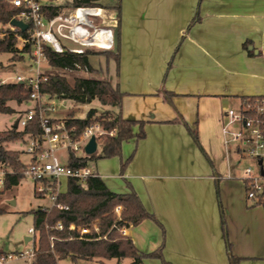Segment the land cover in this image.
Wrapping results in <instances>:
<instances>
[{
	"label": "crops",
	"instance_id": "1",
	"mask_svg": "<svg viewBox=\"0 0 264 264\" xmlns=\"http://www.w3.org/2000/svg\"><path fill=\"white\" fill-rule=\"evenodd\" d=\"M117 3L119 10L113 3L106 10L117 24L120 84L107 80L123 93L119 112L136 121L133 134L142 122L144 135L91 166L111 192H134L154 215L129 224L126 236L141 254L161 248L169 264H230V255L238 264H264V209L246 200L243 159L221 130L224 112L238 109L242 97L264 96V0ZM131 39L144 46L132 77L123 67ZM4 200L17 204L14 196ZM147 261L160 264L149 257L141 264Z\"/></svg>",
	"mask_w": 264,
	"mask_h": 264
},
{
	"label": "built area",
	"instance_id": "2",
	"mask_svg": "<svg viewBox=\"0 0 264 264\" xmlns=\"http://www.w3.org/2000/svg\"><path fill=\"white\" fill-rule=\"evenodd\" d=\"M11 6L18 9L15 19L25 23L26 37H18V47L25 43L30 45V54L35 69L29 75H16L11 82L21 83L24 90L20 93L27 104L23 114L18 116V130H23L28 124L35 122L39 133L27 132L23 139L26 142L25 154L28 161L23 163V176L31 178L34 193L37 197L47 198V205H40L39 210L49 213L52 209H68L58 201L62 191V179H66L67 187L70 179L84 183L89 177L97 174L91 166V154L85 152V146L91 137H95L96 151L104 135L114 134V130L104 129L98 122H92L81 130L70 123L73 115L67 114L61 118L47 115L54 111L51 99L57 97L42 90L49 76L41 71L42 62H47L45 48L55 52L83 54L86 51H113L115 47L114 33L117 24L113 23L105 8L94 2L89 5L78 4L80 0H9ZM9 25V24H8ZM11 29H18L11 27ZM75 45L74 47L68 44ZM48 63V62H47ZM78 70L87 68L76 65ZM6 82V81H3ZM65 106H61L64 109ZM85 118V117H84ZM81 119V118H79ZM222 134L225 142L231 143L241 159L248 157L253 164L243 169L241 177L245 189V198L255 204L264 195V96L241 101L238 109H227L224 112ZM64 152L61 160L59 153ZM75 162L76 165H71ZM5 163L0 162V191L4 187V176L11 173ZM122 206L113 208L114 222L108 231L102 233L96 222L83 225L71 223L68 229L75 230L77 238L87 241L106 240L109 230L115 229L119 235L126 236L128 225L121 219ZM53 228L45 223V229ZM54 228L61 230L63 224L57 222ZM29 231L34 234V228ZM52 239L50 249L53 251ZM32 250L18 255L0 252V264H6L13 257L34 255Z\"/></svg>",
	"mask_w": 264,
	"mask_h": 264
},
{
	"label": "trees",
	"instance_id": "3",
	"mask_svg": "<svg viewBox=\"0 0 264 264\" xmlns=\"http://www.w3.org/2000/svg\"><path fill=\"white\" fill-rule=\"evenodd\" d=\"M100 0H80L78 4L89 5ZM119 10V4L113 6ZM18 9L11 6L9 0H0V52L12 54L29 53L30 45L25 43L23 47L17 46L18 37H26V31L20 29H11L9 21L15 17ZM7 26V27H5ZM99 51H86L83 54L63 52L58 53L46 47L45 54L48 64L56 69L76 70V65L87 68L88 72L94 71L89 62V55ZM102 51H100L101 53ZM108 57L118 60V54L112 51H103ZM48 81L43 84L42 90L55 94L57 97L66 98L76 103L86 105L94 100L100 104L117 108V113L107 112L97 115L95 109L91 108L86 112L85 118H73L70 123L74 124L78 130L83 129L92 122H98L104 129L114 130V134L104 135L101 138V150L97 154H91L89 159L96 160L100 158H109L120 154L121 143L134 136L141 138L144 135L143 123L140 122V130L134 135L132 126L136 123L134 120L124 119L119 110L121 108L123 93L117 86H112L106 79L80 77L74 78L70 83L63 77L48 75ZM24 90L21 83L11 81L0 82V113L12 114L14 109L8 105L9 101H15L20 104L24 97L20 93ZM252 96L242 97L241 101L253 99ZM31 132L39 133L37 123L28 124L23 130L10 128L0 132V162L12 170L4 176V187L2 191L8 190L19 184L23 176L24 165L19 159V152L9 150L3 147L4 142L23 139L24 134ZM194 137L196 133L192 131ZM127 161L121 163V170L125 167ZM71 165H76L71 162ZM58 201L66 205L68 209H52L49 213L41 212L39 209L32 210L33 228L37 233L35 238V251L31 258V264H58L59 260L68 256H82L86 259L103 258L106 260L131 258L133 264H141L142 258H159L163 264H169L164 261L161 254V248L148 253L138 252L131 239L127 236H121L115 229L108 232L106 240L87 241L77 238L75 230L68 229L73 223L75 225L90 224L96 222L102 233L108 231L110 225L114 222L113 208L117 205L122 206L121 219L118 225L126 222L127 225H137L144 219L156 221L153 214L146 211L138 196L134 192L114 193L111 192L99 176L89 177L84 183H79L70 179L66 192L58 197ZM264 209V195L257 203ZM252 205V206H253ZM4 210L0 208V213ZM57 222L63 224L61 230L54 228ZM45 223L53 228L45 229ZM49 236L53 237L52 246ZM240 258L230 255V264H238Z\"/></svg>",
	"mask_w": 264,
	"mask_h": 264
},
{
	"label": "rangeland",
	"instance_id": "4",
	"mask_svg": "<svg viewBox=\"0 0 264 264\" xmlns=\"http://www.w3.org/2000/svg\"><path fill=\"white\" fill-rule=\"evenodd\" d=\"M118 0H100L99 5L105 9H113L112 3L117 4ZM109 17V16H107ZM9 26V25H8ZM7 27V26H5ZM18 41V40H17ZM130 44L127 46V49L132 53L128 56L127 65L130 69V77L135 74L134 67L141 64L139 59V51L144 50V46H139L133 39L130 40ZM18 44V42H17ZM71 47H74L73 44H68ZM126 60V57H125ZM89 62L93 66L94 71L86 72L83 70H67V69H56L51 67L47 62H42L40 65L41 71H44L45 74L50 76H59L65 78L70 83L73 82L74 78L87 77V78H98V79H112L120 84V62H118V68L113 60V58L107 56L105 52L92 53L89 55ZM35 69V63L31 58L30 53H19L16 58L12 57V53L0 52V78L5 81H12L16 75H29L31 70ZM99 70V71H98ZM103 70V71H102ZM106 70L107 73H106ZM127 76L123 73V78L126 80ZM53 104L57 106L54 111L48 110L47 115L54 118H61L67 114L73 115L76 118H84L86 112L93 108L96 110L97 115L105 114L110 112L112 107H105L100 104L98 100L92 101L90 104L82 105L76 103L72 100L60 97H54L51 99ZM8 105L12 107L15 113L7 116L0 113V132L3 130H9L13 125L16 117L23 114L26 110L27 104L21 102L20 104L15 101H9ZM61 106H65L64 109H61ZM12 143L4 142L2 145L4 148L19 152V158L23 163L28 161V156L23 153V150L26 148V142L23 139L9 141ZM101 150V142L97 149V153ZM59 156L61 160L64 157V152L60 151ZM101 159V158H100ZM98 160V159H96ZM92 160L91 164L96 162ZM248 164H253V161L248 157L244 158L241 161L240 172ZM34 185L31 181V178L24 177L21 179L18 185L13 186L10 190H7L3 197H0V208L4 210L3 213H0V252L13 253L18 255L19 253H24L30 251L33 248L32 242H25L26 236H32L33 234L29 231L30 228H33V213L32 210L37 209L40 205H47L49 203L47 198H40L34 196L33 193ZM66 189V186L63 184V190ZM3 194V193H2ZM12 196L15 197L17 204L15 206L6 202L4 199H9ZM263 212V211H262ZM34 239L37 238V233H34ZM49 236V241H50ZM164 259V258H163ZM165 261V260H164ZM166 262V261H165ZM6 264H31V256L25 255L20 257H13L8 260ZM58 264H117L116 261L110 262L109 260L103 258L95 259H86L82 256H68L65 259L59 260ZM121 264H132L130 258H124L121 261ZM143 264H152V261L144 262ZM160 264H163L160 259Z\"/></svg>",
	"mask_w": 264,
	"mask_h": 264
},
{
	"label": "water",
	"instance_id": "5",
	"mask_svg": "<svg viewBox=\"0 0 264 264\" xmlns=\"http://www.w3.org/2000/svg\"><path fill=\"white\" fill-rule=\"evenodd\" d=\"M9 25L11 27L14 28H18L22 31H26V29L28 28V26L23 23L20 20H17L15 18H12L9 21ZM114 42H115V47L113 49V52L117 51V45H118V30L115 29V33H114ZM17 127V123L15 124V128ZM96 151V141H95V137H91V139L89 140L88 144L85 146V152L87 154H94ZM11 204H14V201H11ZM30 239V237H25V242H27Z\"/></svg>",
	"mask_w": 264,
	"mask_h": 264
}]
</instances>
